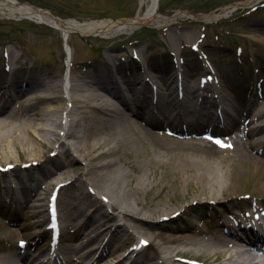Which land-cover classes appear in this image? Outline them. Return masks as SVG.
Listing matches in <instances>:
<instances>
[{"label":"rangeland","instance_id":"1","mask_svg":"<svg viewBox=\"0 0 264 264\" xmlns=\"http://www.w3.org/2000/svg\"><path fill=\"white\" fill-rule=\"evenodd\" d=\"M20 1L49 9L57 17L73 16L80 21L128 18L134 16L138 8V0ZM243 1L245 0H160L159 11L167 15L178 10L207 13ZM250 5L239 7L229 16L214 22L180 18L162 28L140 26L131 32L112 37L72 32L68 38L72 56L66 53L62 33L58 29L37 20L0 14V77L9 79L18 73H35L43 78L51 73L56 80L61 81L66 95L70 85L75 84L79 78L75 77V74L87 72L88 77H83L89 79L91 72L88 69L92 70L97 65H105L107 70H114L120 64H127L128 67L138 69L141 80L144 74L151 76L153 70L160 74L169 73L172 77L181 72L180 77L188 76L189 80L201 82L212 79V84L216 85L223 95H234L242 102L246 99H249L248 102L252 101L253 97L249 96L256 94L263 100L260 89L264 85V0H253ZM140 52L144 53V57ZM99 56H103L102 59ZM13 67L17 69H12ZM117 75L119 77L120 74ZM32 91L31 103L17 101L18 106L23 108L14 109L15 117H32L30 110L33 105L43 103L44 86H36ZM14 92L11 88L5 90L2 100L10 99ZM16 95L19 94L16 92ZM154 104L155 107L149 105L150 114H155L152 118L154 124L148 127L147 134L143 135L145 137L139 136L131 126L124 123L121 131L125 142L118 146L112 156L113 161L126 171L127 181L135 182L142 174L143 184L129 197L132 207L140 211L160 210V215L165 211H173L163 217L162 225L158 226L156 222H152L151 227L163 233H204L206 236H212L217 232L226 231L228 223L240 226L235 219L245 221L247 210L250 211L254 205L258 206L256 210L264 208V190L261 187L264 167L260 162L254 161L239 163L238 152L233 148L236 138L226 132L218 121L220 119L214 121L211 115L201 114L205 125L187 126L184 123L185 114L170 112L169 120L167 115L159 112L158 103ZM67 107H71L69 102ZM236 109L231 110V113L238 122L241 123L244 118L249 117V113L243 114L241 109ZM11 111L10 107V110L4 113ZM144 114L149 116L146 111ZM127 116L133 117L129 113ZM215 117L219 118V115ZM165 124H168L169 129L174 128L180 132L185 125L189 128V133L165 135L162 130ZM80 126L79 123L78 128L81 129ZM209 126H212L213 130L211 135L207 133ZM254 130L255 127L252 126V131ZM210 136H219L222 140L219 143L222 149H225L220 154L222 168L229 164L234 171L238 169L239 175V180L232 184L234 191L225 192L219 197L220 201L208 198L200 200L196 197L199 181L191 175L190 169L193 159L189 156L193 154H188L189 149L201 146L199 142L208 141L204 137ZM24 137L27 138L26 135ZM64 137L63 134L59 137L61 139H53L50 145L39 146L41 155L37 159L27 157L18 139L13 143L8 141L6 145H0V190L26 184V188L33 189L32 202L38 203L37 197H45L42 200L45 203L42 211L44 219L34 222L33 219L37 216L28 214L25 202L19 199V195L25 194L27 189L8 194L0 193V256L20 250L31 257L39 255L40 259L33 264H46L50 255L52 257L57 252L64 257L73 255L74 252L69 249L68 237L75 231H81L88 233L86 238L96 239L98 253H102L100 258L104 259L109 253H115L112 259L102 264H115L126 254L130 257L125 264H163L157 260L159 248L149 233L143 239L149 245L142 244L141 237L129 235L122 241L113 236L121 230L118 224L134 219L132 214L125 213L119 207L105 206L102 204L105 201H101V198L95 196L93 191L87 190V187L80 188L82 196L76 194V187L69 184V178L77 174L78 180L83 177L80 174L85 171L83 159L73 160L69 164L70 171L61 178L55 174L59 181L62 180V185L51 184L53 176L45 171L44 166H51V169L55 170V164L67 156L65 148L61 147ZM261 144H264V137L261 138ZM177 146L186 150H179ZM59 148H62L63 153L57 155ZM261 148L256 155L263 161ZM4 154H10L11 157H3ZM235 163L237 165H234ZM73 168L75 170H72ZM57 190L60 208L70 206L76 219L84 220L83 225H72L73 228L66 230L62 227L60 240L53 237L49 227L50 203L53 193ZM97 198H100V202ZM100 204L110 215L103 223L92 215ZM188 220L193 222V226L182 231L175 230L187 224ZM7 228L10 234L7 233ZM138 248L139 253L132 252ZM119 250H123V253H116ZM173 256L178 257V262L182 264H201L193 262L189 257H195L202 264H206L202 256L181 251ZM184 258H188V261L183 260Z\"/></svg>","mask_w":264,"mask_h":264},{"label":"bare ground","instance_id":"2","mask_svg":"<svg viewBox=\"0 0 264 264\" xmlns=\"http://www.w3.org/2000/svg\"><path fill=\"white\" fill-rule=\"evenodd\" d=\"M158 1L138 0V9L134 16L117 20L80 21L72 17L60 18L55 16L49 9L39 8L20 0H0V14L43 21L58 29L68 42L69 35L72 32H78L82 35L94 34L112 37L131 32L143 25L163 27L177 22L180 18L214 22L229 16L239 7L252 5L253 0L233 3L221 7L220 10L207 13L195 14L189 10H178L173 15L161 13ZM68 51L69 55L72 56V49L69 48ZM140 55L144 57V53L140 52ZM113 62L115 61L113 60ZM12 69L16 70L17 68L13 67ZM88 71L91 72V81L88 78L82 79L83 76L87 77V72L80 75L75 74V77H80L82 82L71 84L66 95L61 86V81L56 80L51 73L43 78L41 75H35V73H18L17 76L9 79L0 77V145H6L8 141L13 143L15 139H18L27 157L37 159L41 155L39 146L50 145L53 139H61L59 137L64 134L65 137L61 141V147L65 148L67 156L62 157L61 161L55 164V170L51 169L53 168L51 166H44L45 171L53 176L51 184L62 185V180L59 181L57 178H61L70 171L69 164L73 160L83 159L85 161V171L80 172L83 177L78 180L79 176L77 174L75 177L70 176L69 178V184L71 183L76 187V194L79 197L82 196L83 192L80 191V188L87 187L86 189L93 191L95 196L101 198V201L102 199L105 201L101 202L105 206L110 208L119 207L122 211L130 213L134 217L126 223L117 225L121 229L116 235L113 234V236H117V239L123 241L126 236L130 235L131 237H141L140 239L143 240L147 236L146 234L149 233L150 238L156 240L159 248L156 254L157 260L163 264H182L178 262V257L173 256L179 251L202 256L206 264H240V261L247 255L246 245L252 243L253 237L250 236L252 225L261 221V219L258 221L252 216L253 210L258 209V206L251 207L252 215L250 213L245 221L237 220L240 226L228 223L226 231L217 232L212 236H206L204 233L196 235L184 232L171 233L170 231L163 233L151 227V223L156 222L158 226L162 225L163 217L173 213V211L166 212L162 209L165 212L160 215V210L143 209V211H140V209L132 207L129 197L143 184L142 174L135 179V182L127 181L125 178L126 171L116 164L112 157L118 146L125 142V136L121 131L124 123L131 126L133 131L141 137L147 134L148 127L154 124L152 118L155 114H150L149 105L142 102L141 96H143L145 102L148 99H158L156 101L158 110L161 114L167 115L168 119L170 112L183 113L186 116L184 123L187 126L205 125L204 120L200 117L201 114L214 115L220 109L215 108L209 111V109L202 108V101L213 92L210 80L205 79V82L189 80L188 76L179 77L181 72L172 77L169 73L160 74L157 70L151 72L150 78L147 74H144L141 80L138 69L128 67L127 64H120L114 70H107L105 65H97L92 70L88 69ZM117 73L120 74L119 77ZM75 77L73 76V79ZM151 85L156 87V95L149 88ZM36 86H44L43 103L33 105L30 110L32 117L22 119L15 117L14 109L22 110L23 108V106H18L17 103L19 101L30 102L33 94L32 90ZM10 88L15 91L14 95L12 94L8 100H2L5 90ZM261 88L263 100L258 94L250 95L249 97H253L250 102H248L249 99L242 102L234 95L224 94L216 107H221L226 116L231 114V110H237L236 107L241 109L243 114L249 113V117L244 118L242 123L236 122L238 121L236 118L230 119L227 122L226 131L231 132L232 137L235 136L236 138L233 148L235 147L238 152L240 164L246 161H254L260 162L264 167V160L260 161L256 155L260 147H262L261 150L264 154V144H261V138L264 137V85ZM16 92L19 95H16ZM126 97L130 99L129 104L121 103L120 101ZM184 98L188 104H181L180 101ZM67 102L70 103V108L67 107ZM10 107L13 112L5 114L4 112L6 110L8 112ZM128 110L134 111L130 113L133 117L127 116L128 112L125 111ZM114 111H117L119 115L113 116L112 112ZM145 111L149 116H145ZM66 119L68 120L67 129L63 125ZM79 123L81 129L78 128ZM248 124L251 125L250 128L252 126L256 127L258 131H248L244 135L243 132L246 131ZM199 143H201V146L190 148L188 153L193 154L189 156L193 159L190 165L191 175L199 181V191L196 197L200 200L208 198L220 201L219 197L225 192L232 193L234 191L232 184L239 180L238 169L234 171V168L229 164L222 168L223 161L220 154L225 149L218 147L211 140ZM177 148L183 151L186 150L182 146H177ZM59 153H63L62 148L58 149L57 155ZM3 157H11V155L4 154ZM236 163L234 165L238 164ZM72 170H75V168ZM55 174L58 177H55ZM261 187L264 190V178L261 181ZM22 189H27V191L24 192L25 194L19 195V199L25 202L27 213L37 216L33 219L34 222L44 219L42 211L45 203L42 200L45 197H37L38 203L32 202L33 189L26 188V184L13 189L0 190V193L20 192ZM100 198H97L99 202ZM5 201L7 200L5 199ZM102 204L92 214L101 223L105 222L107 217H110L108 212L102 208ZM59 210L61 211L60 218L64 230L73 228L72 225L84 224V220L76 219L74 210L70 206H63ZM261 222L264 223V214ZM190 226H193V222L188 220L187 224L179 226L175 230L182 231ZM11 232L14 234L13 231ZM7 233L10 234L8 228ZM87 235L88 233L75 231L74 234L68 237L70 241L69 249L74 254L64 257L60 252H57L53 257L50 255L47 264H102L115 256V253H109L107 258H100L102 253H98L96 239L86 238ZM180 246H184V248H180ZM60 249H62V245ZM135 252L139 253L140 251L135 249ZM116 253L122 254L123 250L116 251ZM129 257L130 255L126 254L117 260L115 264H125ZM37 259H40L39 255L31 257L28 253L15 250L0 256V264H33ZM58 259L61 260L55 263Z\"/></svg>","mask_w":264,"mask_h":264}]
</instances>
